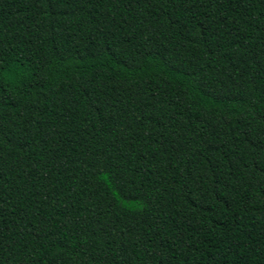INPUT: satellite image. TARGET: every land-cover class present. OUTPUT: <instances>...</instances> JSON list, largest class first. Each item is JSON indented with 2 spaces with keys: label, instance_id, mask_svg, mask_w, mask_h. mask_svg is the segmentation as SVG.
Returning <instances> with one entry per match:
<instances>
[{
  "label": "trees",
  "instance_id": "obj_1",
  "mask_svg": "<svg viewBox=\"0 0 264 264\" xmlns=\"http://www.w3.org/2000/svg\"><path fill=\"white\" fill-rule=\"evenodd\" d=\"M0 264H264V0H0Z\"/></svg>",
  "mask_w": 264,
  "mask_h": 264
}]
</instances>
